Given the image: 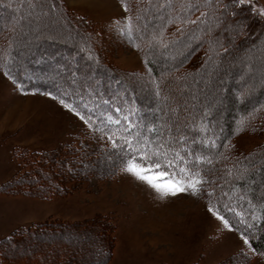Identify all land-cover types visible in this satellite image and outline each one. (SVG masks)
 I'll list each match as a JSON object with an SVG mask.
<instances>
[{
  "label": "rangeland",
  "instance_id": "obj_1",
  "mask_svg": "<svg viewBox=\"0 0 264 264\" xmlns=\"http://www.w3.org/2000/svg\"><path fill=\"white\" fill-rule=\"evenodd\" d=\"M251 2L257 9L264 8V0ZM124 5L122 0H0V240L24 228L45 225L25 240L38 239L34 247L38 253L50 247L69 251L70 246L91 253L103 239L101 227L104 235L113 237L111 256L103 264H264V254L249 251L240 232L208 212L209 202L215 207L214 198L220 200L215 189L222 182L214 170L209 171L210 178L217 179L212 187L205 185L207 176L198 170L203 183L196 195L189 190L162 196L145 181L121 171L120 153L107 139L117 118L112 123L94 118L97 104L106 96L97 95V101L90 97L92 92L105 94L111 88L107 84L118 80L124 83L121 93L128 91V97L148 115L161 112L162 119L191 111L186 104L174 107L166 100L183 89V95L197 106L194 112H200L195 118L185 116L199 126L192 140L204 138L202 124L207 120H212L213 127L205 130L219 132L224 122L234 120L241 99L250 95L256 99L253 105L264 92V17L254 11L247 23L251 36L262 37L250 51L248 45L238 43L226 52L229 56L232 51L227 68L212 63L208 78L202 76L162 94L160 87L174 73L170 65L174 57L158 52L160 46L155 45L150 61L158 65L155 75L147 68L130 36L139 32L137 28L154 24L127 26ZM234 19L227 16L223 23L234 24ZM64 22L83 31L80 23L90 24L82 35L92 46L87 57L81 56L84 51H76L80 48L77 33L70 32ZM158 97L166 100L165 106L154 100ZM61 99L91 116L94 126L104 131L92 132ZM156 125L153 134L169 127L166 120ZM233 145L240 156H249L264 149V133L244 130L236 134ZM261 153L264 150L250 158ZM251 168L253 176L242 188L248 196L257 194L254 188L264 192V158L247 170ZM28 178L34 186L26 190L23 181ZM221 194L229 206L237 198L231 192ZM261 197L257 200L264 201ZM23 245L0 247V264H30L23 253L18 255Z\"/></svg>",
  "mask_w": 264,
  "mask_h": 264
},
{
  "label": "trees",
  "instance_id": "obj_2",
  "mask_svg": "<svg viewBox=\"0 0 264 264\" xmlns=\"http://www.w3.org/2000/svg\"><path fill=\"white\" fill-rule=\"evenodd\" d=\"M122 2L127 5L128 9L126 11L127 18L124 20L127 26L139 27L141 23H146L148 26L149 24H154V26L151 25V28L147 26H142V28L140 27L139 29L137 28L139 32L131 33L130 36L131 40L136 44V47H138V51L143 55L147 68L155 75V69L158 68V65L156 63L154 66L152 64L150 65V61H152V57L155 56V52L157 51L156 46H160L158 52L170 53L174 57V62L170 64L173 67L172 70L174 73L168 77V82H165L167 85L164 84V86L160 87L162 94L167 93L170 89H172V92H175L176 89H178L176 87H186L187 84L197 81L202 76L208 78L210 76V66L212 63H216L217 60L219 61V64L216 63L217 65L222 66L221 68L226 65L227 68L229 66L227 64L232 60L230 59V53H232V51H230L229 56H227V53H222L217 57L213 54V49L218 52L220 46H222L229 52L230 48L232 49L238 46V43H244L248 45V50L250 51L251 48L256 45V42L260 41L262 38L261 36H251L250 26L247 24L255 8L251 0L250 3H246L235 9V15L231 16L233 19L235 18L234 20L236 22L234 24H225L222 21L219 28H216L212 21H208L206 24H188L183 26V35H181V32L177 31V29L181 27L178 22L179 19L196 20L197 17H200L201 12H206L210 15V10L203 6H197L185 11L181 5L186 4L187 0H122ZM192 2L201 5L203 0H192ZM224 2L228 3L229 0H224ZM159 4L164 6L161 7ZM231 11H233V9L230 8L229 12ZM255 14L259 15L258 12ZM64 17L67 19L68 16L64 15ZM170 19L174 22L169 23ZM202 19H206V17H202ZM64 24L70 32L77 33V39H79L80 42L78 47L80 48L79 50L75 47L72 48L79 51V53L84 51L85 55L81 56L87 57L86 52H88V49L92 46L91 44L88 45L83 40L82 35H84L83 32L89 29L88 27L90 24L86 23L89 24L87 26L80 23V27L84 26L86 29L85 31L76 24H74L76 27L70 26L65 22ZM209 27L212 28L210 33L208 32ZM241 27H243V32L240 31ZM161 31L163 32L162 39L165 42L164 45L153 39V37L160 36ZM85 34V36H88L87 33ZM56 45L65 48L60 42ZM66 51L69 50L67 49L65 52ZM112 81L116 83H112L113 85L107 84L108 88H112V91H110L111 88L106 90L112 94H107L106 91L104 92L105 94H103V92H92L90 96L92 98L97 95L98 97L106 96L104 100L99 101L100 104H97L93 114L94 118L104 121L108 119L109 116L117 118L119 123L113 122L109 128L116 137L127 138L128 136H132L133 139H138L140 142L147 139L152 142L154 147L163 143L165 149L168 150L169 159H172L175 153L179 152L180 156L184 157V160L189 161L187 165H185L183 161H178L177 163L179 166L187 167L190 169V172L194 170H203L207 176L204 180L206 183L205 185L209 188L212 187L217 180L215 178H210V172L214 170V176L220 177V181L222 182V184L220 183L218 188L215 189L218 191L220 197V200L214 198V201H216L215 208L218 210L219 214L224 216L231 227L248 237L249 244L254 251L264 254V201L257 200L260 196L264 197L263 189L259 188V190L258 188H254L259 197L256 196V193L254 196L245 195L242 188L253 176V170L252 168L247 170L242 178H238L237 175V170L239 168L250 167L253 163L261 162L264 158L263 153L256 155L252 158L253 160L250 158V155L254 156V154L264 149H260L258 152L254 151L249 156H240L233 145L236 134L244 130L253 131V129H255L263 131L264 133V92L259 94L261 98L253 105L250 104L256 100L254 97L251 99L252 96L247 95L244 99H241V104L236 108V116L233 117L234 120L231 123L224 122L223 128H220L219 132L215 130L210 131L213 127L212 120H207V122L202 124L204 138L192 140L193 138L191 135L199 126L193 124L194 121L190 122L188 117L195 118L200 112H194L197 106L189 102L187 99L188 97L183 95V89L181 91L182 93L179 92L176 95L174 93L173 96L168 97L166 100L174 107L178 105L184 106L186 104L185 106L191 108V111L184 112L182 115L178 113L175 117L163 116L161 119L160 115H163L161 112H157V114H160L158 116H153V114L150 116V114H147L146 110H143V107L136 104L135 99L132 98V100H134L133 102L130 99L131 96L129 95L130 98L128 97V91L121 93V91L124 90L121 88V85L124 86V83L118 80ZM106 83H108V80ZM99 90L104 91L102 88ZM65 93L68 94L69 92L67 91ZM70 96L72 98H78V96L72 94ZM95 99L96 98H94V100ZM154 100L158 103H162L164 106L166 104V100H164L163 97H158ZM117 108L121 109V111L116 112ZM161 108L159 109L161 110ZM205 114L207 115L208 112H205ZM186 115L188 117H185ZM146 116H150V120L145 119L147 118ZM124 117H128V119L125 120ZM154 117L156 119H154ZM161 120H166L169 127L164 131H159L158 129V131L153 134L152 131L154 128H158L156 123L161 122ZM129 123L132 124L130 129L128 128ZM149 123H153V126L147 129ZM207 127H209V129L211 128L208 132L205 130ZM183 128L186 130V133L185 131L183 132ZM125 129H127V131H125ZM139 129H141V134L139 137H136ZM145 134H147V137H144ZM181 137L184 139L181 140ZM205 140H214L215 146L211 143L204 144L203 141ZM118 142L123 143L122 140H118ZM188 153H192L193 155L189 156ZM39 154L41 155V153ZM195 155L206 157L207 160H211L212 163H207V160H205L197 164L194 160ZM163 168L166 167H162V169ZM230 171L232 173L231 175L229 174ZM23 176H20L18 180H21ZM29 179L30 178L23 181L26 190L34 186L33 181ZM46 182L53 183L51 178H46ZM224 192H231V194L236 195L237 198H234L232 205L229 206L226 198L221 194ZM44 226L24 228L16 233H12L0 240V247L10 245V248H16L18 244H24L21 249L17 250L18 255L23 253L24 257H26L24 261L30 262V264H103L111 256L113 237H108L107 234L104 235V231L101 227H99V231L100 237L103 239H100L99 248L93 249L91 253H83L84 251L79 252L71 246L69 247V251H67L65 247H63V250L62 248H55L53 250L50 247V250L46 248L38 253V250L34 248L35 245L39 243L38 239L26 243L25 240L29 236L38 234Z\"/></svg>",
  "mask_w": 264,
  "mask_h": 264
},
{
  "label": "snow or ice",
  "instance_id": "obj_3",
  "mask_svg": "<svg viewBox=\"0 0 264 264\" xmlns=\"http://www.w3.org/2000/svg\"><path fill=\"white\" fill-rule=\"evenodd\" d=\"M250 0H229L228 3H225L224 0H203L201 5L194 4L192 0H187L186 4H182L181 7L185 9V11L190 10L197 6H203L210 10V15L206 12H201L200 17H197L196 20L190 19H179V23L181 25L177 31L181 32L183 35V26L188 24H206L208 21H212L215 24L216 28H219L223 19L227 16H234L235 9L249 3ZM164 5H161L163 7ZM170 6V4H169ZM125 11H127V5H124ZM233 9V11L229 12V9ZM253 11L258 12L261 17H264V8L253 9ZM202 17H206V19H202ZM130 19V18H129ZM174 22L172 19L169 20V23ZM246 27V26H245ZM123 31V30H121ZM212 28H208V32L210 33ZM243 32V27L240 29ZM163 32L161 31L160 36L153 37L154 40L158 41L162 45H164V41L162 39ZM227 49L220 46V50L218 52L214 51L213 54L219 57L222 53H226ZM211 59V57H210ZM219 61L217 60L216 63ZM5 75H9V72L5 70ZM11 78V77H9ZM21 89H23L22 85H18ZM51 95V93H48ZM158 94V93H157ZM60 103L70 111L74 112L76 116L80 118L81 121L90 129L92 132H103L104 129L101 127H95V121L91 116L82 115L79 111H77L71 104L65 103L63 99L60 100ZM121 109L117 108L116 112H120ZM125 120L128 117H124ZM108 122L112 123V117H108ZM115 123H119V121H114ZM132 124H128V128L130 129ZM127 131V129H125ZM107 139L111 142V147L113 149H118L120 153L121 160V171L127 172L133 176H135L139 180L145 181L150 187L155 189L162 196L172 195L175 196L179 193H184L191 190L193 195H196L199 191L198 185L203 183L202 177L199 175V171H197L194 175L190 172V169L187 167H180L177 163L178 161H183L185 165L189 163V161L184 160V157L180 156L179 152L175 153V156L172 159H169L168 150L165 149V145L163 143L153 146L152 142L145 139L143 142H140L138 139H133L132 136H128L127 138L116 137L114 133L107 134ZM181 140L184 138L181 137ZM118 140H122L123 143L118 144ZM204 144L211 143L215 146V141H203ZM189 156H192V153H188ZM194 160L197 164L207 160L206 157L195 155ZM155 161V162H154ZM207 163H212L211 160H207ZM147 165L145 167L144 165ZM162 167H166L170 169V171L164 172L160 171ZM247 172V167L239 168L237 170L238 178H242V176ZM147 173H153L152 175H148ZM231 175V171L229 172ZM191 178L189 179L188 177ZM163 182H160V181ZM210 195V194H209ZM208 212L212 215L216 216L217 219L223 222L225 227H230L229 222L224 218V216L220 215L218 210L209 202ZM241 239L245 246H248L249 251H253L249 244V239L243 233L241 234ZM243 252V249H241ZM247 255V253H244Z\"/></svg>",
  "mask_w": 264,
  "mask_h": 264
}]
</instances>
